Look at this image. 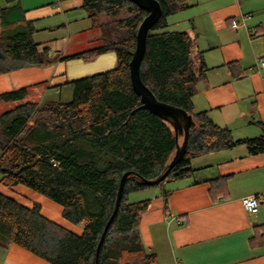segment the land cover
<instances>
[{
	"label": "trees",
	"instance_id": "obj_1",
	"mask_svg": "<svg viewBox=\"0 0 264 264\" xmlns=\"http://www.w3.org/2000/svg\"><path fill=\"white\" fill-rule=\"evenodd\" d=\"M3 1L0 73L55 61L47 45L32 40V25L12 15L19 0ZM157 1L161 14L148 31L140 77L158 100L186 110L194 121L185 152L165 179L190 174V160L204 154L236 146L250 154L264 152V122H257L259 135L236 139L206 111L194 110L192 96L206 72L202 53L188 32L165 29L167 16L189 4ZM82 7L99 31L97 45L61 58L90 60L113 49L116 66L68 81L69 101L26 100V87L0 94L2 101L17 102L0 112V184H23L57 202L62 216L81 224L83 231L77 235L48 219L38 203L28 207L0 193V244L14 242L52 264H95L96 246L113 210L119 178L129 170L96 264H157L139 236L148 200L128 201L130 192L150 186L139 177L160 175L176 142L171 125L140 106L130 83L128 64L147 10L130 0H83ZM102 15L107 19L100 20Z\"/></svg>",
	"mask_w": 264,
	"mask_h": 264
},
{
	"label": "crops",
	"instance_id": "obj_2",
	"mask_svg": "<svg viewBox=\"0 0 264 264\" xmlns=\"http://www.w3.org/2000/svg\"><path fill=\"white\" fill-rule=\"evenodd\" d=\"M187 2L188 7L167 16L165 29L188 32L202 53L206 72L192 96L194 110L206 111L236 139L259 135L257 122H264V66L256 64L264 59V0ZM82 3L19 0L12 7L16 19L34 28L32 40L47 45L56 59L0 73V94L26 87V100L58 101L52 95L70 87L68 81L116 66L113 49L90 60L61 58L97 45V29ZM4 5L0 0V7ZM233 19L241 25L233 28ZM10 103L0 100V110ZM190 166L193 171L188 175L128 194L129 202L148 200L139 222L145 251L155 254L157 264H264V152L250 154L236 146L194 157ZM0 193L28 207L38 203L48 219L77 235L83 231L81 224L62 216L60 204L23 184H0ZM248 195L259 201L254 214L242 205ZM0 264L52 263L8 242L0 244Z\"/></svg>",
	"mask_w": 264,
	"mask_h": 264
},
{
	"label": "water",
	"instance_id": "obj_3",
	"mask_svg": "<svg viewBox=\"0 0 264 264\" xmlns=\"http://www.w3.org/2000/svg\"><path fill=\"white\" fill-rule=\"evenodd\" d=\"M134 2L137 6L147 10V14L141 20L135 37V47L132 51L131 58L129 60V78L133 90L139 96L141 107L148 109L151 113L159 116L161 119L168 122L173 128L175 135V150L171 159L164 166L163 171L155 179H146L144 177H139L140 181L147 185H156L166 178L170 170L176 165L179 159L183 156L187 140L189 136V128L194 125V121L190 113L186 110L172 105L170 103L158 100L152 91L146 86L140 77V63L143 59L145 49H146V37L149 29L157 21L161 14V7L157 0H130ZM181 136L182 140L179 143L178 137ZM132 173V171H125L119 178L118 187L116 192V197L114 201L113 210L106 221L101 235L99 237L96 250H95V264L97 261V254L105 233L115 215L119 201L121 198L123 186L126 177Z\"/></svg>",
	"mask_w": 264,
	"mask_h": 264
},
{
	"label": "built area",
	"instance_id": "obj_4",
	"mask_svg": "<svg viewBox=\"0 0 264 264\" xmlns=\"http://www.w3.org/2000/svg\"><path fill=\"white\" fill-rule=\"evenodd\" d=\"M244 17L248 18L249 16L245 15ZM240 25L241 24L234 19L231 22V26L233 28H236ZM256 66L257 67H263L264 66V59H258ZM242 205H243L244 210L250 214L256 213L259 209V201L255 195H248V196L243 197L242 198Z\"/></svg>",
	"mask_w": 264,
	"mask_h": 264
},
{
	"label": "rangeland",
	"instance_id": "obj_5",
	"mask_svg": "<svg viewBox=\"0 0 264 264\" xmlns=\"http://www.w3.org/2000/svg\"><path fill=\"white\" fill-rule=\"evenodd\" d=\"M98 33H99V31L98 30H96ZM96 36H98V34L96 35ZM93 74H96V73H93ZM93 74H90V75H82V76H79V77H76V78H74V79H77V78H81V77H85V76H91V75H93ZM71 92H72V89L70 88V87H66V88H63L62 89V93H60V94H53L52 95V97H59V100H61V101H66V100H69L70 98H71ZM15 104H17V102H13V103H10L9 105L7 104L6 106L8 107H13ZM2 110H4V108L2 109ZM2 110H0V112L2 111ZM153 186V185H152ZM53 201V200H52ZM55 202V201H54ZM57 203V202H56Z\"/></svg>",
	"mask_w": 264,
	"mask_h": 264
}]
</instances>
